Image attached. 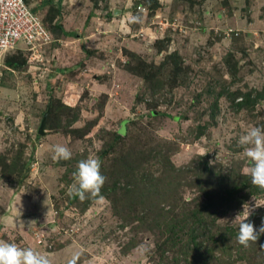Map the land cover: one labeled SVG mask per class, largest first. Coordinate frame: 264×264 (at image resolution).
Returning <instances> with one entry per match:
<instances>
[{
    "label": "rangeland",
    "instance_id": "obj_1",
    "mask_svg": "<svg viewBox=\"0 0 264 264\" xmlns=\"http://www.w3.org/2000/svg\"><path fill=\"white\" fill-rule=\"evenodd\" d=\"M23 1L65 35L52 27L55 40L37 57L15 49L0 68V240L47 253L52 264H67L77 251L79 264H193L195 255L177 257L174 246L160 244L162 212L193 198L174 181L190 179L183 171L199 156L215 171L233 165L250 179L238 140L264 125V93L248 108L235 105L264 90V0ZM152 72L156 84L144 78ZM235 92L233 101L225 96ZM122 124L121 140L111 142ZM57 144L71 150L70 160L53 159ZM89 155L107 178L102 203L67 195L78 161ZM140 168L147 181L161 179L158 193L127 186ZM254 197L264 205V194ZM240 211L213 216L214 226L237 232L231 219ZM220 230L211 229L213 239ZM225 239L227 255L219 240L213 264H264L251 245L236 261L239 242Z\"/></svg>",
    "mask_w": 264,
    "mask_h": 264
},
{
    "label": "trees",
    "instance_id": "obj_2",
    "mask_svg": "<svg viewBox=\"0 0 264 264\" xmlns=\"http://www.w3.org/2000/svg\"><path fill=\"white\" fill-rule=\"evenodd\" d=\"M37 9L38 8L31 10L35 14H37L39 10ZM55 21L56 20L49 21V24L46 23L47 21L43 20L44 25L45 23L48 24L47 26L45 25V27L51 37L53 29H56L57 32L59 31L58 33L62 36L65 35V33L62 31V25L58 26ZM7 55H5V57ZM7 59L8 57L6 58V62L4 59V64L7 63ZM154 77L155 75L152 72L151 74H149V76H145L144 78L146 79V81H152L153 84H156L158 80ZM262 93H264V90H262V92H257L255 97L253 98H249L250 95L248 94L244 96L242 95L243 98L239 102H237V104L235 105L236 108H248L254 100L256 101L257 99H261ZM237 95L241 94L235 92L231 95V97L230 94L226 93L225 96L229 98L230 101H233V99ZM213 105H216L215 100ZM202 129L203 128L198 129V136L201 134L200 130ZM124 132L125 127L124 124H122V127L120 128L118 133H113L111 135V142L121 140V136H123ZM111 147L112 146L109 147V144H107L106 150H108V148L111 149ZM213 168L215 167L209 166L207 158L205 156L197 157V161L187 167L188 171H183L184 174H188L187 176H191V178L184 179L183 181L185 182L181 183V179L179 176L178 181H174L175 187H187L189 190L194 192L195 194L193 198L190 199L189 203H186L185 201H180L179 198L173 200L171 207H169L170 209L166 210L165 212H162V214H164L163 217L166 220V237L161 241L160 244L162 246L169 245L166 246V248H169L170 250L174 246V253H177V257L178 255H181L182 258L195 255L198 260L193 261V264H213V262L217 260L214 258V256H212L214 245L220 240V243L218 242L219 247L222 250H225L224 253H226L229 247L224 243L225 236H227V238L233 237L234 239H236L237 237V232L233 230L236 228H232L231 226H224L222 228H218L214 226L213 216L215 217L217 215L227 213L230 210H234L235 208L241 207L252 196H259L264 194V192H262L260 189L251 184L249 177L244 175L238 167H235L233 165L230 168L220 167L221 169L219 168V170L217 171H215ZM137 171L138 172L132 170V175L130 177L131 179L129 180L127 186L131 185L132 190L133 188H139L141 190L138 191H140V193L142 191L143 194L151 192L152 189L155 190V194L158 193L156 192L155 184H159V181L161 179L151 174L154 179L153 181L155 182L151 183V180L147 181L144 178L145 174H142L141 168ZM173 173L175 174L176 172L174 171ZM176 175L177 173L175 174V176ZM115 186L116 185L112 183L111 186L107 189L111 195L116 194ZM127 186H123L124 188L122 192L128 191ZM143 194L141 193V196H144ZM178 200L180 203H177ZM176 209H179V211H177ZM263 217L264 206L256 208V212L253 213L249 217V219L255 224V222H257ZM213 227H215L216 229H221L216 235V239H213V235H215V233L210 232ZM226 240L227 239H225V242ZM262 244H264V235H262L257 242H250L249 246L251 245L253 247H258L262 250H260L262 252V255H264V249L260 247V245ZM236 250L238 253H242L241 255H238L236 257V261H240L242 260V258H244L245 255V253H243L242 245L237 244ZM161 253H163V251ZM247 253L253 254L252 249L248 250ZM177 257H174L173 259H176ZM174 262L176 263V261ZM219 264L232 263H221L219 261Z\"/></svg>",
    "mask_w": 264,
    "mask_h": 264
},
{
    "label": "clouds",
    "instance_id": "obj_3",
    "mask_svg": "<svg viewBox=\"0 0 264 264\" xmlns=\"http://www.w3.org/2000/svg\"><path fill=\"white\" fill-rule=\"evenodd\" d=\"M130 18L132 23L143 22L140 15L130 14ZM238 145L243 149L244 156L251 161L250 167L246 169L251 184L264 192V125L251 127L239 137ZM53 151L54 160L67 161L72 158L71 150L65 145L57 144ZM101 163L99 157L94 155L78 161L72 173V183L67 188V195L79 198L80 201L93 199L96 203L104 202L105 197L101 190L107 178L101 173ZM252 202L254 203L245 202L242 205V211L231 219L238 229L236 239L244 247H248L250 242H257L264 235V218L259 227L249 219L256 208L264 205H258L254 196H252ZM28 223L31 224V222ZM260 247L264 249V244ZM81 255V252H75L67 264H79ZM0 264H52V261L47 253L0 240Z\"/></svg>",
    "mask_w": 264,
    "mask_h": 264
},
{
    "label": "built area",
    "instance_id": "obj_4",
    "mask_svg": "<svg viewBox=\"0 0 264 264\" xmlns=\"http://www.w3.org/2000/svg\"><path fill=\"white\" fill-rule=\"evenodd\" d=\"M54 40L23 0H0V68L5 55L12 50L27 52L37 57Z\"/></svg>",
    "mask_w": 264,
    "mask_h": 264
},
{
    "label": "water",
    "instance_id": "obj_5",
    "mask_svg": "<svg viewBox=\"0 0 264 264\" xmlns=\"http://www.w3.org/2000/svg\"><path fill=\"white\" fill-rule=\"evenodd\" d=\"M114 12H116V13H119V11H116V10H114ZM115 13V14H116ZM49 104L46 106V109H45V111H44V113L42 114V118H41V120H40V124H39V127H38V130H37V133L39 134V135H43V124H44V120H45V117H46V115L48 114V112H49Z\"/></svg>",
    "mask_w": 264,
    "mask_h": 264
},
{
    "label": "crops",
    "instance_id": "obj_6",
    "mask_svg": "<svg viewBox=\"0 0 264 264\" xmlns=\"http://www.w3.org/2000/svg\"><path fill=\"white\" fill-rule=\"evenodd\" d=\"M102 18H103L102 16H98V17H97L98 20H102V21H103ZM96 21H97V20H96ZM98 22H99V21H98ZM104 25L106 26L107 24L104 23ZM94 27L96 28V27H97V24H95ZM62 29H64V27H63ZM64 30H65V29H64ZM92 35H93V34H92ZM86 39H87V37H86ZM78 41H79V39H78Z\"/></svg>",
    "mask_w": 264,
    "mask_h": 264
}]
</instances>
